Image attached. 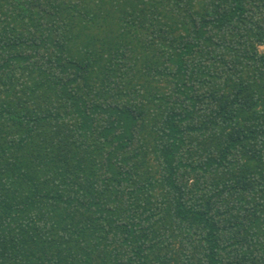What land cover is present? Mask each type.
Returning a JSON list of instances; mask_svg holds the SVG:
<instances>
[{"label": "trees", "instance_id": "16d2710c", "mask_svg": "<svg viewBox=\"0 0 264 264\" xmlns=\"http://www.w3.org/2000/svg\"><path fill=\"white\" fill-rule=\"evenodd\" d=\"M264 0H0V264H264Z\"/></svg>", "mask_w": 264, "mask_h": 264}, {"label": "rangeland", "instance_id": "374dc122", "mask_svg": "<svg viewBox=\"0 0 264 264\" xmlns=\"http://www.w3.org/2000/svg\"><path fill=\"white\" fill-rule=\"evenodd\" d=\"M260 52L264 53V46L259 49Z\"/></svg>", "mask_w": 264, "mask_h": 264}]
</instances>
